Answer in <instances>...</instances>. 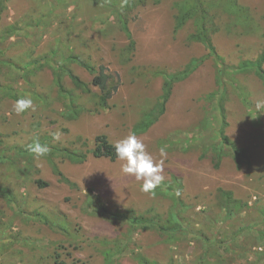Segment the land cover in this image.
Instances as JSON below:
<instances>
[{"label":"rangeland","instance_id":"rangeland-1","mask_svg":"<svg viewBox=\"0 0 264 264\" xmlns=\"http://www.w3.org/2000/svg\"><path fill=\"white\" fill-rule=\"evenodd\" d=\"M201 1L220 66L264 52V0ZM190 3L0 0V264H264V113L255 110L264 87L252 74L227 71L223 96L208 99L218 90L220 66L189 38L194 17L176 27ZM70 55L114 76L118 88L107 109L99 107L96 87L84 94L62 75L80 109L68 117L51 67ZM194 58L202 63L173 84L164 113L135 134L155 162L160 147L167 151L164 182L154 195L145 193L142 180L123 173L124 161L91 155L95 138L104 135L114 145L133 133L160 96L164 75L182 72ZM34 61L43 67L35 69ZM67 67L90 83L84 68ZM29 97L35 110L15 114L13 103ZM224 123L225 135L245 151L239 166L227 149L219 156L212 150ZM36 142L86 159L36 157L27 150ZM53 164L73 187L58 181ZM219 189L231 206L223 205L226 196L218 198ZM121 213L169 232L112 219Z\"/></svg>","mask_w":264,"mask_h":264},{"label":"trees","instance_id":"trees-1","mask_svg":"<svg viewBox=\"0 0 264 264\" xmlns=\"http://www.w3.org/2000/svg\"><path fill=\"white\" fill-rule=\"evenodd\" d=\"M229 7L230 4L228 5V8ZM0 11H1V7H0ZM191 16L195 18L194 22L196 28L194 32L191 35H189V38L194 42L200 43L207 50L208 52L207 56L214 58V63L216 67L220 66L221 63L219 62V60H221V58L218 57V55L216 54L215 48L211 40L209 39L206 30V25L210 21L211 17L206 7L203 6L201 0H192V3H190L189 6L185 8V11H183V13L180 14L179 17H177L176 27L177 28L181 27L185 19ZM120 24L127 38L131 40V34L128 30L126 23L124 21H120ZM130 42L131 44H133V41ZM72 63L78 64L92 76L89 84L82 81L77 75H75L67 67L69 64ZM201 63H202V59L194 58L188 62V64L186 65L185 69L182 72H179L174 75H168V74L164 75L160 96L158 97L154 105L143 113L140 121L136 124V126L132 130L134 134H141L145 132L158 120V118L164 113L165 105L170 97L173 84L187 78ZM35 64H36L35 69L36 68L39 69L43 67L42 63L39 64L36 63V61H34L32 65ZM51 68H52L53 82L57 88L58 95L66 99L67 101L69 108L67 113L69 118L77 117L80 114V109L78 108V106L75 105L74 97L72 96V94L63 88L62 75H65L69 79V81L72 83L75 89L80 90L84 94L91 93L90 86L96 87L99 91L97 95V100H98V105L101 109H107L109 107V100L111 99L112 95L117 91L118 88V84L117 81H115L114 76L107 73L105 67L103 66L95 67L93 65H90L88 61H84L77 56L70 55L64 59L62 64L52 66ZM227 71H231L234 74H244V75L252 74L264 87V52L259 54L254 61L243 60L232 68L220 66V69L217 70L216 72V85L218 86V90L216 93H213L214 94L213 96L211 95L210 98L208 97L209 100L211 99L215 100V97L219 98L220 95L217 96L215 95L217 93H220V91H221V96H223L225 87H223L222 83H223V78L225 76L224 74ZM224 126L225 123L219 129L218 144L215 147H213L212 150L215 155L219 156L224 148L227 149L230 152V155L234 158L236 165L239 166L242 160L245 158V151L244 149L236 146V144L232 140H230L227 135H225ZM94 142H95V147L94 149L91 150V155L93 157L108 158L112 161L118 159L115 153L114 145L110 144L107 141L106 136L99 135L95 138ZM25 150L26 149H24V151ZM19 153H23L21 149L19 150ZM48 155L49 156L59 155L74 163H81L86 159V154L76 153L67 148H58V147L50 148ZM218 165H219L218 161H214V167H217ZM52 170L55 176L58 177V181L60 183L66 184L71 187L74 186L71 183V181L67 177H65L64 174L54 164L52 165ZM37 183L38 186L40 187L46 186V183H42L39 181ZM3 192L4 191L2 190V188H0L1 195H3ZM217 194H218V198L219 196H221V198L226 196V194L220 189L217 191ZM228 198L230 200L229 195L226 196L225 198V202L223 204L225 207L231 206V203L228 200ZM111 217L113 220L127 224L130 228L153 229L160 233L169 232V230L164 229L159 224L151 223L149 220L143 219L142 217L130 216L123 213L113 214L111 215ZM57 264H63V263L59 261Z\"/></svg>","mask_w":264,"mask_h":264},{"label":"clouds","instance_id":"clouds-1","mask_svg":"<svg viewBox=\"0 0 264 264\" xmlns=\"http://www.w3.org/2000/svg\"><path fill=\"white\" fill-rule=\"evenodd\" d=\"M35 110L33 100L29 98L17 99L12 110L15 114L20 115L25 110ZM257 113H264V99H258L255 103ZM60 133L54 134V139L59 140ZM114 149L117 157L124 161L123 173L133 176L136 180H142L141 191L154 195V190L164 182L163 165L167 158L165 147L159 148L161 159L155 162L152 156L146 152L145 144L138 139L134 133H130L125 138L115 142ZM47 145H41L39 142L28 145V151L36 157L44 156L49 152ZM177 195L180 193L177 192Z\"/></svg>","mask_w":264,"mask_h":264}]
</instances>
